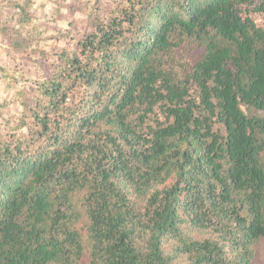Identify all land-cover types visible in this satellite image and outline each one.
<instances>
[{
    "label": "trees",
    "instance_id": "trees-1",
    "mask_svg": "<svg viewBox=\"0 0 264 264\" xmlns=\"http://www.w3.org/2000/svg\"><path fill=\"white\" fill-rule=\"evenodd\" d=\"M85 1H0V264H254L264 0Z\"/></svg>",
    "mask_w": 264,
    "mask_h": 264
},
{
    "label": "rangeland",
    "instance_id": "rangeland-1",
    "mask_svg": "<svg viewBox=\"0 0 264 264\" xmlns=\"http://www.w3.org/2000/svg\"><path fill=\"white\" fill-rule=\"evenodd\" d=\"M1 1V0H0ZM59 2H63V4L59 5ZM86 2L85 0H36V11L38 15V22L43 25H52V29H48L53 32V27L58 25L60 28H65L68 26V22L70 19H77L82 16V14L78 11H73L67 8L68 4H75L78 6L80 3ZM100 4L104 6V8H109L112 6L111 0H101ZM59 6L61 9V19L55 21V9ZM57 14V12H56ZM259 25L264 27V20L260 17H256ZM59 44H66L65 41H61ZM0 65H5L13 68V71H18L21 75H27L28 78H34L36 73V64L31 60L29 56L22 53H17L12 51L6 44L0 41ZM16 83L14 87L10 91H5L4 85L1 83L0 79V89L2 94L0 95L1 99L12 100V104L10 106L11 114H19L22 106L20 105V101L15 98V88L27 87L28 81H21ZM255 256H254V264H264V239L258 242L255 247Z\"/></svg>",
    "mask_w": 264,
    "mask_h": 264
}]
</instances>
